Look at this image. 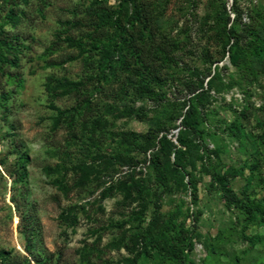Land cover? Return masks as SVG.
I'll list each match as a JSON object with an SVG mask.
<instances>
[{
  "label": "rangeland",
  "instance_id": "obj_1",
  "mask_svg": "<svg viewBox=\"0 0 264 264\" xmlns=\"http://www.w3.org/2000/svg\"><path fill=\"white\" fill-rule=\"evenodd\" d=\"M223 189L264 202V0H0V264H264Z\"/></svg>",
  "mask_w": 264,
  "mask_h": 264
},
{
  "label": "trees",
  "instance_id": "obj_2",
  "mask_svg": "<svg viewBox=\"0 0 264 264\" xmlns=\"http://www.w3.org/2000/svg\"><path fill=\"white\" fill-rule=\"evenodd\" d=\"M115 41L110 38L105 41H93L90 43V48L93 49H103L110 46H114ZM71 84V83H68ZM165 147L173 146L171 141L164 138ZM184 149L181 147L174 146L173 149V162L176 166L185 169L187 175L190 174L189 169L186 168H194V164L192 162H185L182 153ZM157 157V155H155ZM157 167L160 166L159 161H155ZM188 182L191 185V189L196 192L198 190L197 183L199 182L198 179L195 177H189ZM141 189V186L138 185V191ZM223 197L226 201H232V204L238 209L246 213L247 218L249 220H259L260 222L264 223V202L261 200L250 198L246 193L241 194V197L233 196L232 199L226 193V189H223ZM28 243L30 242V236H27ZM252 241V240H251ZM194 242L190 237V232L188 228H183L182 234L176 236V240L172 241L167 235H165L161 230L157 231L156 235L152 237L150 240V244L147 248L156 250L159 254H166L171 257L175 264H183L186 261L189 264H194L193 261L188 259V252L193 249ZM149 252V250H146Z\"/></svg>",
  "mask_w": 264,
  "mask_h": 264
}]
</instances>
